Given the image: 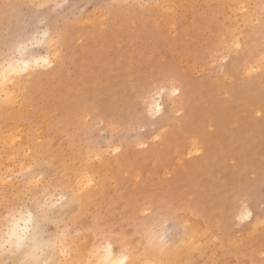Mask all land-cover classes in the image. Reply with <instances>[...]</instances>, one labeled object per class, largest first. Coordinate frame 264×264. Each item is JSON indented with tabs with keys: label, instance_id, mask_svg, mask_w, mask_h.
<instances>
[{
	"label": "rangeland",
	"instance_id": "rangeland-1",
	"mask_svg": "<svg viewBox=\"0 0 264 264\" xmlns=\"http://www.w3.org/2000/svg\"><path fill=\"white\" fill-rule=\"evenodd\" d=\"M11 2L65 5L54 24L66 46L55 73L11 99L0 93V199L34 164L61 175L86 166L106 187L50 223L51 233L99 213L136 264H264V0ZM6 23L0 13V30ZM225 37L240 47H221ZM216 47L220 65L207 55ZM161 66L179 94L133 130L134 85ZM238 188L251 191L249 221L234 218L227 193ZM161 205L174 208L175 223L169 242L153 247L140 229ZM62 247L50 254L55 264L90 259L86 232L72 231Z\"/></svg>",
	"mask_w": 264,
	"mask_h": 264
},
{
	"label": "snow or ice",
	"instance_id": "snow-or-ice-1",
	"mask_svg": "<svg viewBox=\"0 0 264 264\" xmlns=\"http://www.w3.org/2000/svg\"><path fill=\"white\" fill-rule=\"evenodd\" d=\"M63 7V4L0 0V13L7 21L0 30V93L5 98L11 99L16 95L15 89L55 73L60 67L65 58L66 36L54 20L56 11ZM225 42L240 47L227 37L221 47ZM39 47L47 49L46 56L35 55V49ZM221 47L211 48L207 53L214 65L222 64ZM27 91L25 87V93ZM178 94L177 77L163 66L148 74L134 85L132 99L139 117L129 127L135 130L140 125L152 123L149 118L162 113V98ZM19 178L22 184L0 199V264H55L50 254L66 251L62 245L72 231H77V235L81 231L88 234L90 259L87 264H136L130 250L116 243L119 230L103 214L98 213L88 222L76 223L56 234L48 229L54 221L59 225V218L67 219L69 210L78 201L92 196L94 190L106 187L103 177L86 166L61 175L45 161L28 167ZM12 179L9 176L4 184ZM261 192L264 196V186ZM251 195L246 188L227 193L235 208L236 220L249 221L253 216ZM174 211L171 206H152L143 216L141 239L153 247L166 245L172 236ZM21 256L23 258L19 259Z\"/></svg>",
	"mask_w": 264,
	"mask_h": 264
}]
</instances>
